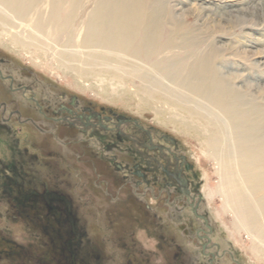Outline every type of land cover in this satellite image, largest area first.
Here are the masks:
<instances>
[{
  "label": "rangeland",
  "instance_id": "1",
  "mask_svg": "<svg viewBox=\"0 0 264 264\" xmlns=\"http://www.w3.org/2000/svg\"><path fill=\"white\" fill-rule=\"evenodd\" d=\"M151 4L154 5H151L152 8L156 6L157 12L152 9L158 17L156 19H171L174 22L172 27L178 29L177 39L192 42L191 45L195 49L198 47V51L203 52L207 48L204 52L213 54L219 73L228 69L235 74H255L257 78H244L236 85L241 86L245 93H254L259 104L264 105V0H151ZM227 10L234 11L228 15ZM184 29H187L186 32ZM17 49L15 46H0V67L5 69V73L14 74L19 84L29 85L41 101L50 98L59 102L60 98L75 96L81 104L90 105L94 111L112 110L119 117L141 122L144 127L171 136L177 153L185 155L190 164L188 174L192 190L200 191L204 183L202 188L208 205L204 200L201 202V213L210 218L209 224L213 227L215 239L221 243V250L229 251L240 264H264V258L261 260L249 255L250 238L244 231L235 233L231 229L232 214L229 211L221 214L220 199L210 196L209 188L215 186L219 179L217 162L202 154L201 143L193 139L192 134L182 135L174 127L177 115H172L176 112L172 103L177 104L178 91L182 92L183 89L180 90L162 76V84L156 88L151 81L144 82L140 77L126 72L125 68H119L115 70L120 71L119 74L108 79L104 75L90 74L88 82L91 91L79 95L58 76L44 73L38 66L39 59L35 60L28 49ZM189 60L184 56L185 62ZM233 62H241L239 65L243 67L232 70ZM149 73V76H157L155 72ZM258 84L259 90L256 88ZM113 89L120 93L119 99L124 101L123 104L113 101L116 106H112L102 102L97 94L112 92ZM164 97L170 102L162 100ZM192 100L182 105L193 108L196 101ZM0 101H6L11 106L22 105L7 91L3 81L0 83ZM155 111L164 112L161 117L176 118H170L173 122L160 123ZM25 112L34 117L37 126L19 124L14 119L9 124L0 120V134L9 149L0 151V161L16 166L26 175L29 187L40 190L48 184L61 193L71 195L81 228L77 233L81 239L79 249L86 264H210L195 235L202 222L194 217L196 222L189 218L191 214L183 201L173 205L166 202L165 196L158 190L164 177L148 174L149 179L157 176L151 181H155V194L160 198L153 201L141 197V188L135 190L133 184L125 181L130 176L126 170L118 171L112 166L109 155H117V161L132 169L135 160L127 153V145L115 142L109 132L96 130L83 135L63 125H58L56 136H51L49 131L55 129L53 123L34 114L29 106ZM81 136L84 139L101 137L103 149H86L83 147L85 142L78 141ZM90 160H95V163ZM5 208L4 204H0L1 213ZM0 227L20 242L30 240L23 226L7 216L0 217ZM119 237L123 238V245ZM211 250L218 252L214 244ZM219 253L220 257L214 260V264H235L227 253Z\"/></svg>",
  "mask_w": 264,
  "mask_h": 264
},
{
  "label": "bare ground",
  "instance_id": "2",
  "mask_svg": "<svg viewBox=\"0 0 264 264\" xmlns=\"http://www.w3.org/2000/svg\"><path fill=\"white\" fill-rule=\"evenodd\" d=\"M151 5V0H0V46L28 49L39 59L44 73L58 76L79 95L91 91L90 74L108 79L119 74L115 72L119 68L144 82L151 81L156 88L161 86L162 76L183 89L178 91L177 104L172 103L177 122L170 121L175 116L161 117L164 112L159 111H155L156 119L173 122L182 135L192 134L201 143L202 154L217 162L219 179L210 186V196L220 199L221 214H232L231 229L244 231L250 238L249 255L262 260L264 105L254 93H245L236 85L257 76L228 69L219 73L213 54L177 39L174 22L156 19V6ZM184 56L190 60L185 62ZM239 64L233 62L231 69L242 68ZM149 71L157 76H149ZM257 87L259 90V84ZM97 94L112 106L113 101L124 103L114 89ZM192 99L197 104L193 108L182 105ZM0 138V151H8L6 141Z\"/></svg>",
  "mask_w": 264,
  "mask_h": 264
},
{
  "label": "flooded vegetation",
  "instance_id": "3",
  "mask_svg": "<svg viewBox=\"0 0 264 264\" xmlns=\"http://www.w3.org/2000/svg\"><path fill=\"white\" fill-rule=\"evenodd\" d=\"M1 81L6 85L7 91L22 103L21 106H11L6 101H0V120L3 123L9 124L14 119L19 124L31 123L37 126L33 121L34 117L25 114V109L29 106L34 114L55 125V129L49 131L51 136H56L58 125L77 130L83 135L96 130L112 133L114 141L127 145V153L135 160L132 169H129L117 161V155H109L116 170H126L130 174L125 181L133 184L135 190L141 188V197L158 201L160 195L155 194V181H151L157 176L149 179L148 174L163 176V183L158 190L165 196L166 202L173 205L177 201H183L191 216L202 222L203 225L195 230V235L209 263L214 264L221 251L223 254L227 253L232 262L240 264L229 251H222L221 243L215 239V232L209 224L210 218L201 213V202L204 200L208 205L202 188L204 183L202 182L200 191L192 190L188 174L190 164L185 155L177 153L171 136L144 127L141 122L119 117L112 110L94 111L90 105L81 104L75 96L60 98L59 102L50 98L41 101L29 85L19 84L17 77L5 73L2 67L0 83ZM99 136L88 139L81 136L78 141H84L83 147L86 149H103L104 143ZM90 161L95 163V160ZM10 164L0 161V204L6 206L5 211L0 212V217L7 216L20 223L30 240L20 242L0 227V264H86L79 249L81 239L77 233H80L81 228L71 195L61 193L48 184L40 190L27 186L26 175ZM211 214L213 215L212 211ZM192 217L189 216L190 219ZM119 240L123 245V238L119 237ZM213 244L218 252L211 250Z\"/></svg>",
  "mask_w": 264,
  "mask_h": 264
}]
</instances>
